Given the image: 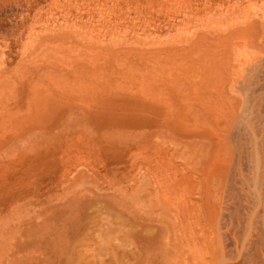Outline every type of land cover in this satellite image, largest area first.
Returning a JSON list of instances; mask_svg holds the SVG:
<instances>
[{
    "label": "bare ground",
    "instance_id": "obj_1",
    "mask_svg": "<svg viewBox=\"0 0 264 264\" xmlns=\"http://www.w3.org/2000/svg\"><path fill=\"white\" fill-rule=\"evenodd\" d=\"M212 1L206 0L199 5L196 2L198 9H192V15L195 16L193 20H197L196 25L192 26L196 33L193 28L194 31L182 28L180 42L177 41L180 46L172 55L170 52L166 54L169 57L162 56L160 59H165L158 60L161 61L159 75L163 76V82L166 83L164 88L168 90L170 87V93L164 95V90V96L161 95L167 108L159 109L163 102L159 104V113L156 114L159 119L156 122L149 115L151 113L155 117L156 111L153 110V114L148 109V115H145V120L142 119L144 130L141 140L133 142L135 140L132 141L130 137L131 143L127 150V162L130 163L126 173L128 184L125 192L121 191L124 194L116 200L114 196L118 193L113 195L112 191V199V196L109 197L110 192V195H107V191L104 195L105 189L97 187L100 191H96L100 193L93 190L94 193L84 192L85 195L78 198H74L75 195L65 200V204L61 202L62 206L58 202V206L55 204L51 207L48 214L45 212L48 215L45 220L49 219L47 224L54 221V226L52 222L50 227L42 224L40 217L45 216L44 213L40 217L38 214L41 223L38 222L37 227L32 221L29 222L30 217L26 219L30 225L26 223L28 226L25 224V230L21 222L24 236L20 234V239L17 238L18 234L14 237L15 232L14 235L11 233L10 230L17 228H14L15 222H10L14 220L8 219L13 215L10 211L16 214V206H9L6 200L8 204L2 207L4 212L6 210L5 221L8 219L14 225L11 229V225L5 222L4 235H1L4 240L11 236L14 238L9 239L12 242L9 243L8 251L4 243L0 242L2 250L6 251L3 252L6 263L264 264V0H246V3L245 0ZM228 17H233L231 22L224 21ZM213 21L214 25L222 23V27L221 24L216 28L208 26ZM218 21L220 23H216ZM225 22L228 23L227 27ZM95 60L99 61V57ZM90 72L87 71V74ZM84 86L83 90L86 87L95 88ZM111 135L110 139L100 137V142L110 145L116 143L120 135ZM5 190L6 187L3 195L7 198L9 191ZM18 195L9 193L11 199L9 196L7 199L16 200ZM99 207L103 209V214L104 209H107V217L112 218H109L110 221L108 219L109 228L117 226L126 229L127 237L124 238H127L128 250L120 253L116 250L119 246L116 249L110 243L104 246L101 241L97 245L95 239L96 246L101 244L109 248L103 250L98 247V256L95 251L92 256L85 252L83 257V251L81 253L79 250L85 245L82 244V247L80 243L90 244L87 241L92 239L94 229L102 225L100 223L98 226L101 217ZM40 224L43 229L39 227ZM44 226L50 230L54 227L53 231H45ZM6 229H10L9 232ZM93 241H90L91 244H94ZM76 244L81 245L80 248ZM94 245V248L88 245L86 248L94 250ZM110 247L116 251L113 252Z\"/></svg>",
    "mask_w": 264,
    "mask_h": 264
},
{
    "label": "rangeland",
    "instance_id": "obj_2",
    "mask_svg": "<svg viewBox=\"0 0 264 264\" xmlns=\"http://www.w3.org/2000/svg\"><path fill=\"white\" fill-rule=\"evenodd\" d=\"M204 1L206 0H0V207L2 209H0V242L4 243L5 249L9 248V243L12 242L10 240L14 239L13 236H9L10 240L7 238V241L2 238L5 222L11 225H8L11 229L15 225L17 231L6 230L7 232L10 230L12 234L15 232L14 237L18 234L17 238L20 239V234L24 236L21 232L24 233V227L28 226L30 217L29 222L32 221L35 225L41 222L45 223L43 224L45 226L49 225L52 221L47 224L49 219L45 220V218L50 208L55 204L58 206L59 203L62 206L65 200H70L69 198L75 195L74 198H78L85 193H94L99 188L105 189L104 195L106 191L107 195L112 191H114L113 195L118 193L114 196L116 200L124 194L125 186L128 184L126 173L130 163L127 162L129 161L127 150L130 146L128 144L131 143V139L135 140L133 142L141 140L144 130L142 122L145 120V115H148V109L152 110L153 114L154 111H158L155 112L157 117L156 114L159 113L157 109L161 102L163 104L159 109L167 108L162 96L167 95L170 87L167 85L169 91L164 88L163 76L159 75L161 61L158 60L169 57V54L172 55V52L177 50L180 46L178 42H180L181 29H186L185 27L187 30L192 29V26L196 25L197 20H193L195 16L192 15V9H198L197 5ZM217 1L212 2L220 3V0ZM232 18L228 17L224 21L231 22ZM226 22L224 25L227 27ZM209 23L208 26L212 25L213 28L220 27V24L222 27L220 21L216 22L220 23L219 25H214V21ZM162 56L165 58L160 59ZM85 57L86 59L91 57L94 62L91 58L85 60ZM98 57L101 62L95 60ZM90 70L95 74L94 76ZM87 71L92 75L90 73L88 75ZM83 84L84 87L95 86L98 91L94 87H86L83 90ZM149 115L153 122L159 119V117L155 119L151 113ZM111 134L123 136H117L121 140L117 139L118 141L111 145L100 142L101 138H109ZM73 176L75 178H72ZM5 187L7 189L5 191L9 193L13 192L15 196L19 194V199L9 200L11 199L9 193L7 195L9 199L4 197ZM28 187L30 190L26 189ZM121 191H124L123 194ZM57 195L59 198L56 197ZM6 203L9 206H16L14 209L16 214L10 211L15 216L10 214L12 216L8 217L9 221L14 220L10 221L15 222L14 225L8 219L5 221L6 210L4 212L2 207ZM45 205H48L47 208ZM100 207L98 210L101 209V217L98 215L100 218L98 226L102 225L96 229V234L94 229L92 239L87 238L91 239L90 241L94 240L95 245L90 241L87 242L91 245L81 242L80 244L85 246L82 245L84 247L80 248L81 245L76 244L82 249L81 251L78 249L79 252L83 251L82 255L86 252L85 254L90 256L97 252L98 256L99 248L107 249L109 247L104 246L109 243L115 249L119 246L116 249L119 252L127 251L128 242L127 238H124L127 237L126 229L117 226L109 228L108 219L111 217H107V209H104L105 214H103V209ZM41 209L45 211L42 212ZM37 216L40 217L41 222ZM42 219L45 221L43 222ZM53 223L54 221L52 226ZM43 225L39 227L43 229ZM53 228L51 227V230ZM11 233L9 234L12 235ZM95 239L97 245L100 241L105 245L96 246ZM87 245L91 248H94L92 247L94 245L96 250L87 249ZM5 249L0 251V264H8L6 255L4 256ZM110 249L116 251L113 247Z\"/></svg>",
    "mask_w": 264,
    "mask_h": 264
}]
</instances>
